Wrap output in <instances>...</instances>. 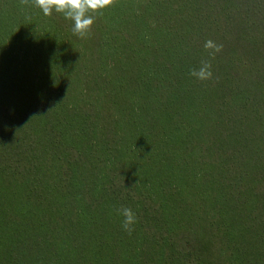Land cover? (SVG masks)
<instances>
[{
	"label": "trees",
	"instance_id": "1",
	"mask_svg": "<svg viewBox=\"0 0 264 264\" xmlns=\"http://www.w3.org/2000/svg\"><path fill=\"white\" fill-rule=\"evenodd\" d=\"M90 14L0 0V264H264V0Z\"/></svg>",
	"mask_w": 264,
	"mask_h": 264
},
{
	"label": "clouds",
	"instance_id": "2",
	"mask_svg": "<svg viewBox=\"0 0 264 264\" xmlns=\"http://www.w3.org/2000/svg\"><path fill=\"white\" fill-rule=\"evenodd\" d=\"M113 0H33L35 7L39 8L44 16H50L53 12L62 13L64 18L72 22V32L81 38L85 37L91 30L94 18L90 14L98 12L111 5ZM204 47L209 51V56L218 53L222 45H218L212 40L205 42ZM191 75L204 80L212 76L211 65L202 63V67ZM120 214L124 217L122 228L125 231H132V226L136 223V215L130 208H123Z\"/></svg>",
	"mask_w": 264,
	"mask_h": 264
}]
</instances>
